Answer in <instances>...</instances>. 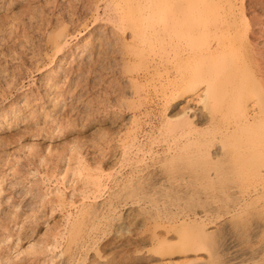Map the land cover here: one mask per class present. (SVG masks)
Returning <instances> with one entry per match:
<instances>
[{
	"label": "rangeland",
	"instance_id": "obj_1",
	"mask_svg": "<svg viewBox=\"0 0 264 264\" xmlns=\"http://www.w3.org/2000/svg\"><path fill=\"white\" fill-rule=\"evenodd\" d=\"M197 3L201 19L207 14H214L220 21L230 18L220 9L202 7L200 0H0V115L6 113L8 117L0 121V264L158 261L159 244L144 238L160 222L146 219L139 211L140 204L123 191L141 179L151 183L160 204L173 193L164 170L169 166L168 152H172L167 146L188 140L184 135L175 137L177 140L172 137L183 121L187 103L184 97L170 95L173 87L168 61L162 55L168 49L169 31L174 34L170 39L186 40L189 27L183 23L184 18L193 15L191 20L196 19ZM254 4L255 16H259L253 23L260 27L257 39L264 44V0ZM244 10L252 21L253 10ZM167 19L174 25L166 27L163 23ZM61 33L66 39L65 49L57 52L55 38ZM260 43L258 48L264 55ZM97 55L100 60L91 62ZM249 56L254 57L251 51L241 54L239 63L247 64ZM250 73L242 80L249 81ZM263 92L264 88L255 89L252 98L256 99H251H262ZM205 103L194 105L192 112L199 116ZM204 112L193 120L196 140L197 132L207 129L210 135L209 110ZM227 113L231 115L232 108ZM177 133L180 136L181 132ZM217 147L221 145L211 149L216 151ZM242 147L247 146L235 144L228 149ZM241 157L234 154L229 158L238 160L239 168L245 166ZM242 172L216 179L214 188L206 191L217 199L213 203L217 214L202 213L207 219L204 223L207 230L215 231L214 248H220L171 256L176 264H188L186 259L193 257L202 264H217V254L221 264H264V196L259 200L246 198L244 194L254 183ZM229 195L239 197V201L235 206L230 203L233 213L224 214L221 199ZM59 197H64L62 202ZM89 204L97 206L92 217L85 207ZM85 222L90 225L85 227ZM156 228L164 237L167 228ZM195 231L193 227H173L168 243L177 245L180 236ZM67 234L77 238L71 235L68 239ZM69 252L75 256L72 258Z\"/></svg>",
	"mask_w": 264,
	"mask_h": 264
},
{
	"label": "bare ground",
	"instance_id": "obj_2",
	"mask_svg": "<svg viewBox=\"0 0 264 264\" xmlns=\"http://www.w3.org/2000/svg\"><path fill=\"white\" fill-rule=\"evenodd\" d=\"M172 1H174V0H172ZM238 1L239 0H200V4H202V7L208 6V7H211L212 9H215V10L220 9L223 13H226V15L228 14L226 17L230 16V18H223V21H220L214 17L215 16L214 14H207L210 17L208 16L207 18L204 17V19H201L202 12L197 10L198 5H199L197 3V4H195L196 5L195 6L196 14H194L195 16H197L196 19L191 20L193 15H186L184 18L185 22H183V23H185V25L187 24V26L189 27L187 29L188 31H187L186 38H185L186 40L177 42V41L173 40L174 37L170 39V37L172 35H174V34H171L172 31H169V33L166 34V36L168 35L167 36V38H168V43H167L168 49H166V53H164V55H162V59L168 61V64H167L168 76L171 77V80L169 81V83L173 87L170 91L171 92L170 95L175 96V97H184V98H186L185 101L187 103V104L184 103L187 106H186V110L184 111V113L182 115L183 121H180L178 123L179 124L178 126H180L179 130L176 131V129H177L176 128L175 131H173V133L175 135L172 133L173 136L172 135L171 136L174 139L175 137L180 138L182 135H184L185 136L184 139L187 138L188 140L186 141V143H182V142L178 141V142L173 143L174 145L167 146L168 149L172 150V152H168L169 154H168L167 158L165 157L166 161L169 162L168 163L169 166L167 168H165L164 170H166L168 173V176H169L168 181H171L170 182V184H171L170 189H171V191H173L174 194L171 192L172 195L171 196L168 195L169 200H166V201L163 200V204H160L159 199L156 198L151 191L152 190L151 189V183L150 182H143V181H141V179H139L136 182H131L128 185V187L125 188L126 190L123 191L124 194L131 195V198H135L134 199L135 202L140 204L139 211L141 213H145L146 219L157 220L158 223L159 222L160 223L156 224V227L164 226L165 228H167L166 234L164 237H163L164 234L163 235H161V233L159 234L157 231V228L155 227L154 230L150 233V235H148V236H146V238H144V240L150 241L152 243L157 242V244H159V246H158L159 252L158 253L160 254V257L159 258L157 257L158 261L155 262V264H176V261H174L171 258V256H178L180 254H184V253H188V252L189 253L190 252L191 253L192 252H198V251L203 250V249H209V250L212 249L214 251H217L218 248H220L218 246H217V248L216 247L214 248L213 244L215 245L214 242H216L215 231L207 230L208 228H206V224L204 223L205 221H207V219L204 218V215L206 213H209V212L210 213H216L217 212V209H215V207H217V206L213 207L214 206L213 203H215L216 202L215 200H217L216 197L210 194L212 192H210V193L206 192V191H209V190H207V188H214L216 179L222 180V178H228L229 175L233 176L236 173H238V171H243L242 173L246 172L245 174L247 175V177H250V182L254 183V184H251L252 187L247 191V194H244L246 196V198L251 199V200L252 199L253 200H259V199H262L264 196V92L261 95L262 99H258V101L252 100V99H256V98H252V97H254V95H256L255 93L253 94L254 90L259 89V88H264V55H263V52L260 51V49L258 48V43H260V41L257 39V34L259 35V32H260V30H258V29L260 27L259 28L256 27L257 26L256 23H253V22H255V17H257L259 15L255 16V12L257 9L255 8L254 3L256 0H245V1L241 2L242 4H239ZM166 6H168V5H166ZM247 7H248V9L253 10L254 17H253L252 21L250 20V18L247 17V15L245 13L244 9ZM186 8L189 10L191 9L189 7H186ZM210 12H212V10H208V13H210ZM262 14H264V12H262ZM174 23H175L174 21H170L167 19L166 23H163V24L166 25V27H167L169 25L170 26L174 25ZM173 29L174 28H172V30ZM93 35L98 36V33L93 32ZM126 35H128V34H126ZM99 37H98V39L101 40L102 38H99ZM200 38H202V39L200 40ZM100 40H99V42H100ZM263 40H264V38H263ZM171 41H175V43L171 42ZM54 44H55V49L57 50V52H60L63 49H65L64 47L66 44V39L64 37V34H62V35L59 34L55 38ZM85 44H87V43H85ZM261 45L263 46L264 44H261ZM106 50H107V48H106ZM249 51L252 52V56H254V57L251 59V57L249 56L250 58H249L247 64H244L243 62L240 64L238 58L241 57V54L243 55L244 52H249ZM116 53H114V54L116 55ZM99 57L100 56L97 55L95 58H92L90 60L93 63L94 62L97 63V61L100 60ZM220 58L221 59H227V60L229 59V61L223 62L220 60ZM115 66H116V64H115ZM249 71L251 72L249 74V76H251V78L250 77L248 78L249 81H243L242 77L243 76L246 77L245 74H247V72H249ZM222 96H227V97L225 98V100L220 99V98H222ZM207 100H209V101H207ZM203 101L206 103L202 107V111H201L200 115L205 113L204 109L207 111L209 110V114H210L209 115V123H210V125H208V126H210V127L208 128V130L210 131V135H207V133H209V132H207V129L205 128L206 131L205 130L202 131L203 133H201V131H200V133L197 132V134L199 135V139L196 140V138H195L196 135L194 134L196 132L195 131L196 126L193 125V120L196 116H198V113H196V111L192 112V110H195L194 105L198 106V103H201ZM24 106H25V104H24ZM230 108H232V113H231V115H228L227 112H228V109H230ZM3 118L5 120L8 118L6 113H3L0 115V121ZM194 122H195V120H194ZM177 132H181L180 136L176 135ZM204 132H206V133H204ZM177 134H179V133H177ZM202 143H203V146L201 147ZM217 144L221 145V147L220 148L217 147V150L213 151L211 149V147L214 145H217ZM228 144L230 146L235 145V144H240V145L244 144L247 147H245V148L242 147L239 149L236 148L237 150L231 149V151H230V149H228V146H229ZM193 145H197V148H194ZM165 152H166V150H165ZM183 154L187 155V156L185 157ZM234 154L236 155V157L238 155H242L241 160L245 161V163L243 164V166L245 165L244 167L238 168V166H237L238 160L229 158V157H233ZM182 155H183V157H182ZM165 158H164V160H165ZM158 160H160V159H158ZM213 169H216L215 173L211 172ZM80 171H82V170H80ZM76 172H78V171H76ZM75 174L79 175V173H75ZM177 181H181V183H179V185L177 184L178 186L174 185V183ZM201 189H203V191ZM154 190H156V189H154ZM153 192L155 193L156 191H153ZM159 192H162V191H159ZM163 192H164V190H163ZM83 193L84 192H82V194ZM203 193L205 194V196H203ZM155 194L158 195V192H156ZM53 196H55V195H53ZM133 196H137V197H133ZM112 197H114V195ZM165 197H166V195H165ZM160 198H162V197H160ZM217 198L219 199V197H217ZM57 199H58V197H57ZM63 199H64V197H63ZM63 199L59 197V201L62 202ZM94 199H95V197H94ZM238 199H239V197H232L230 195L227 196L225 199L222 198L221 201L224 203V205L222 207L223 208L222 212L224 214L233 213L234 211H232L230 208ZM247 199H246V201H247ZM109 200H111V197ZM109 200H107V201L109 202ZM263 200L264 199H262V201ZM54 201H58V200H54ZM160 201H161V199H160ZM31 202H29L30 205H32L34 203V202L31 203ZM230 203H232V205ZM245 204H247V203H245ZM16 205H19V204H16ZM84 205H86V204H84ZM238 205H240V203ZM81 206H82V204L80 205V207ZM199 206L203 207L202 211L198 210ZM233 206H235V205H233ZM80 207H79V209H80ZM85 207L90 208V209L89 208L87 209V211L89 210V212H90V215H88V216L92 217V215H94L95 212H97V211H95L97 209L96 205H93L92 207H90V204H89V206L87 205ZM85 207L84 208L82 207V208L86 209ZM235 208L238 209V207H235ZM83 209H82V211H84ZM82 213L84 214L83 219H85V213H87V212L85 211V213L84 212H82ZM82 213H81V215H82ZM202 213H204V215ZM97 214H96V216H97ZM207 215H209V214H207ZM212 215L214 216V214H212ZM220 215H222V214H220ZM98 216H97V218H98ZM216 216H218V215H216ZM72 217H73V215H72ZM72 217H71V219H72ZM93 217L95 219V216H93ZM234 218H237V217H234ZM88 219L91 220L92 218H88ZM77 220H75V221H77ZM208 220H209V218H208ZM70 221L71 220H69V222ZM66 222H67V220H66ZM87 225H90V224L87 223ZM87 225L85 222V227ZM70 226H72V225H70ZM179 226L180 227H193V228H195L196 231L180 236L178 239L177 245H174V246L169 245L168 234H170L171 229L173 227H179ZM68 227H69V225H68ZM72 227H74V226H72ZM88 228H91V227H88ZM76 229H78V228H76ZM85 229H87V228H85ZM79 230H80V228H79ZM72 231L74 232L73 228H72ZM88 231H90V229ZM67 232H68V230H67ZM83 233H85V232H83ZM67 235H68V239L75 236V234L74 235L70 234V236L72 235V237H70L69 234H67ZM78 236H83V234L78 235ZM8 239H9V237H8ZM74 239L75 238H73V240ZM53 241H55V240H53ZM55 242H58V241H55ZM77 243H80V242L78 241ZM216 245H217V243H216ZM69 248H71V247L69 246ZM23 249H24V247H23ZM38 249H40V248H38ZM34 250H36V247L34 248ZM72 253H70V254H72ZM74 254H72V256L71 255H69V256H71L73 258ZM216 256H217L216 257L217 258V264H221L220 254H217ZM56 257H57V255H56ZM186 260H187L188 264H202V263H200V260L197 257L187 258ZM66 261H68V260H66ZM50 262H49V264H50ZM69 262H70V259H69ZM7 264H9V263H7ZM62 264H65V263H62Z\"/></svg>",
	"mask_w": 264,
	"mask_h": 264
}]
</instances>
